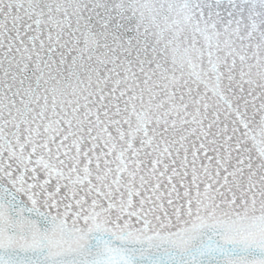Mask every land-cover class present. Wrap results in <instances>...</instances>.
I'll use <instances>...</instances> for the list:
<instances>
[{
    "label": "snow or ice",
    "instance_id": "6c2138e0",
    "mask_svg": "<svg viewBox=\"0 0 264 264\" xmlns=\"http://www.w3.org/2000/svg\"><path fill=\"white\" fill-rule=\"evenodd\" d=\"M0 264H264V0H0Z\"/></svg>",
    "mask_w": 264,
    "mask_h": 264
}]
</instances>
